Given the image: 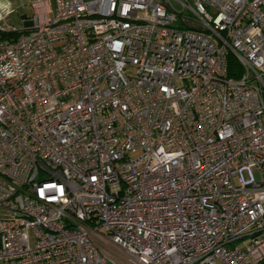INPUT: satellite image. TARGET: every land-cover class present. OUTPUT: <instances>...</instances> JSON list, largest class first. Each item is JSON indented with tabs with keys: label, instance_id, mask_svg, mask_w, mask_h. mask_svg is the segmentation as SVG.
<instances>
[{
	"label": "built area",
	"instance_id": "built-area-1",
	"mask_svg": "<svg viewBox=\"0 0 264 264\" xmlns=\"http://www.w3.org/2000/svg\"><path fill=\"white\" fill-rule=\"evenodd\" d=\"M31 4L0 38V264H264V0Z\"/></svg>",
	"mask_w": 264,
	"mask_h": 264
},
{
	"label": "rangeland",
	"instance_id": "rangeland-1",
	"mask_svg": "<svg viewBox=\"0 0 264 264\" xmlns=\"http://www.w3.org/2000/svg\"><path fill=\"white\" fill-rule=\"evenodd\" d=\"M5 0H0V26L5 25L10 29L23 31L26 24L29 21L30 16L32 15L33 9L31 3L28 1L20 6H18L19 0H12L13 7L6 5ZM22 1V0H21ZM256 178L259 177V173L256 171ZM98 247L105 252L106 255L114 258L120 264H135V262L129 258L121 249L118 247L112 246L106 242H97Z\"/></svg>",
	"mask_w": 264,
	"mask_h": 264
},
{
	"label": "trees",
	"instance_id": "trees-1",
	"mask_svg": "<svg viewBox=\"0 0 264 264\" xmlns=\"http://www.w3.org/2000/svg\"><path fill=\"white\" fill-rule=\"evenodd\" d=\"M26 32V29L23 31H9V32H4L0 30V38H6V39H14L16 38L19 34ZM241 72L240 66L238 61L233 57L231 54L227 56V76L231 78H236L239 76Z\"/></svg>",
	"mask_w": 264,
	"mask_h": 264
},
{
	"label": "crops",
	"instance_id": "crops-1",
	"mask_svg": "<svg viewBox=\"0 0 264 264\" xmlns=\"http://www.w3.org/2000/svg\"><path fill=\"white\" fill-rule=\"evenodd\" d=\"M29 2V3H33V2H35V1H46L47 3H48V8H49V10H50V12L48 13L49 15L50 14H52V12L55 10V0H19L18 1V6H20L21 4H23L24 2L26 3V2ZM5 2V4L6 5H10V7H13V1L12 0H5L4 1ZM31 5V7H32V4H30ZM32 9H33V7H32ZM33 11H34V9H33ZM32 14H33V12H32ZM31 17V16H30ZM0 24H2L1 22H0ZM29 25H30V21H28V23L26 24V26L25 27H29ZM3 26V25H2ZM5 26V25H4ZM25 29H27V28H25Z\"/></svg>",
	"mask_w": 264,
	"mask_h": 264
}]
</instances>
